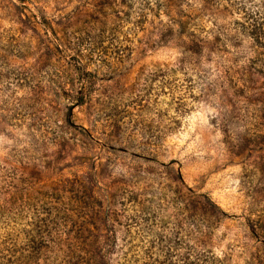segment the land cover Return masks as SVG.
I'll use <instances>...</instances> for the list:
<instances>
[{"label":"rangeland","instance_id":"rangeland-1","mask_svg":"<svg viewBox=\"0 0 264 264\" xmlns=\"http://www.w3.org/2000/svg\"><path fill=\"white\" fill-rule=\"evenodd\" d=\"M0 264H264V0H0Z\"/></svg>","mask_w":264,"mask_h":264}]
</instances>
